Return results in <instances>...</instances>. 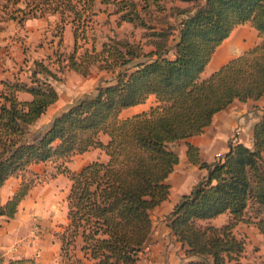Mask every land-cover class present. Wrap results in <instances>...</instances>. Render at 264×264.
Wrapping results in <instances>:
<instances>
[{
	"label": "trees",
	"instance_id": "trees-1",
	"mask_svg": "<svg viewBox=\"0 0 264 264\" xmlns=\"http://www.w3.org/2000/svg\"><path fill=\"white\" fill-rule=\"evenodd\" d=\"M112 5L118 22L144 29L84 47L93 28L96 0H6L2 19L22 23L29 17L57 13V48L65 24L73 27L68 52H57L53 69L33 59L27 78L0 80V187L12 175L21 180L0 215L12 217L34 185L29 165L52 161L70 180L67 222L59 230L61 252L69 264H138L152 231L151 209L167 199L166 177L179 161L175 143L204 131L213 115L234 100L264 94V0H204L193 8L160 0H99ZM13 2L14 6H9ZM181 15L176 23L170 19ZM160 15V16H159ZM249 21L259 41L201 77L216 47L238 24ZM3 28L0 25V30ZM56 50H54V53ZM92 66L105 71L93 92L56 113L41 130L32 126L58 99L53 81L68 68L87 75ZM19 91L30 93L21 98ZM147 109L123 116L143 103ZM252 144L230 140L228 151L214 161L200 158L186 140L187 157L207 169L166 216L167 225L188 257L183 264H264L244 262L245 240L234 227L253 223L264 235V110L253 125ZM101 148L99 158L73 170L74 154ZM255 207L262 216L246 214ZM227 212L221 225L200 223ZM78 237L79 250L75 252Z\"/></svg>",
	"mask_w": 264,
	"mask_h": 264
},
{
	"label": "crops",
	"instance_id": "crops-1",
	"mask_svg": "<svg viewBox=\"0 0 264 264\" xmlns=\"http://www.w3.org/2000/svg\"><path fill=\"white\" fill-rule=\"evenodd\" d=\"M98 2L100 3V5H102L101 7L104 13L105 11H108V6L102 4L99 0ZM95 10L97 13V9ZM109 11L112 12V10ZM95 15L99 19L104 14ZM116 15V19L118 22V14ZM58 19L59 14L53 13L41 17H29L26 18L22 23L18 22L16 19H9L7 22L5 21L7 24L4 23L3 28L0 30V80L13 79L15 75H20L22 78H27V74L30 72V68L33 65L34 58H42L45 60V62L48 61V63L49 61H52L54 59V56L52 54H42L38 52L39 56H34L32 60H30L31 62L28 61L25 56L23 57L22 63L16 64L14 61L11 62L12 57L10 56V54L12 53L10 51L13 50L17 45H19L20 41L13 44L11 43L10 37L13 36L15 31H17L21 26L27 30L26 33L29 34V37L34 34L41 35L44 30H47L48 25L52 24V26L55 27ZM12 26L15 30H8L9 27ZM259 39L260 37L258 35V31L250 24L249 21L238 24L234 27L231 33L216 47L210 60L202 71L201 77L208 76L211 72L218 69L223 63H225L232 57H235L236 55L255 45L259 41ZM64 41L68 44H72L73 46L74 36L71 23L65 24L63 30V43ZM4 43L7 44L9 55H6L4 51L2 52ZM102 43L103 41L101 42V45ZM55 48H57V43ZM15 50H17V48H15ZM25 62H28L29 64L25 65ZM54 64L57 66L56 63ZM52 68L54 69V67ZM102 75L104 74L102 73ZM105 75H107L106 72ZM53 83L56 86L55 81H53ZM18 95L21 98H29L31 96L30 93L25 91H19ZM147 99H150L149 102L145 101L143 103L129 106L131 108L128 110H124V108L121 111V114H123L124 111H128L127 114L123 115L126 116L147 109L151 104L154 103V95H149ZM246 103H251V105L255 103L256 107L254 108L258 111V113L253 115L251 112L254 111L246 107ZM263 110L264 94L256 100H234L226 108L217 111L213 115L210 124L205 127L203 132L192 135L186 140L198 147L200 158L202 160L207 162L214 161L228 151V142L230 140L240 141L247 145L252 144L253 125L259 119ZM45 113L42 114V116L36 123H39V121H43V125L46 126L51 121L52 117L56 114L55 113L54 115L50 116V118L46 119L45 121L43 119ZM186 140H180L174 145V149L179 155V161L175 164L172 172H170V174L166 177V182H168L170 185L169 196L167 199L163 200L161 203L151 209V218L152 216L156 217V213H159L160 215L162 213H166V215L164 216L166 219V216L173 209L174 205L180 200L181 196L185 193H188L192 186L197 182V180L207 173L206 168L200 167L198 164H193L188 160ZM92 148L98 149V155L93 159H107L106 153L99 147H91L90 149L86 150L85 153ZM93 159H91L90 161H92ZM90 161L83 163L78 169H80L84 164ZM40 163L30 164L29 171L32 172V170L35 169V166L39 165ZM20 180L21 175H12L0 187V200L2 202H5L6 199L10 195H12V193L17 188ZM31 188L28 193L20 200L17 210L12 217L0 215V264H69V262H67L62 256L61 239L58 234L59 230L67 222V202L66 209L64 210L65 219L60 222V224L56 223L57 216L54 210H51L52 208L50 209L48 206H42L41 204L43 203L35 198L39 196L31 195ZM222 215H226V218L221 222L222 224L229 217V214L227 212L221 213L216 217L208 219L207 221L217 218L219 219L222 217ZM153 222L154 220L152 218V223ZM167 228L168 229L166 230V233L170 232V228L168 225ZM161 235L163 234H160V236ZM168 235H171L173 240L179 243L181 247L180 242L172 233H168ZM161 241L160 243H162L164 246L163 249L167 248L168 246L163 243L165 241ZM80 244L81 238L78 237L75 248V252L78 255H81V252L79 250ZM161 258L162 260H164V257ZM187 258L188 257L185 255V260L183 262L178 261V258H176L175 261L170 258V262L164 261L160 264H183L187 260Z\"/></svg>",
	"mask_w": 264,
	"mask_h": 264
},
{
	"label": "rangeland",
	"instance_id": "rangeland-1",
	"mask_svg": "<svg viewBox=\"0 0 264 264\" xmlns=\"http://www.w3.org/2000/svg\"><path fill=\"white\" fill-rule=\"evenodd\" d=\"M167 8L170 5H177L180 7H189L193 8L195 5H200L204 2V0H160ZM1 3L5 2V0H0ZM0 3V14H4L3 9H1ZM9 6H14L13 2H9ZM98 0L95 2L94 7L97 9L96 14H104L98 19L95 15L93 28L88 32V39L84 43V47H92V43H94L96 48H100L101 42L107 40L109 38H120L125 34L133 33L136 38H141L144 29L142 27H134L131 23L128 22H117V15L109 10H112L113 6L108 5V11L103 12ZM101 7V8H100ZM160 16V15H159ZM181 15H173L170 19L173 23L177 24V21ZM9 20L2 19L0 21V25L4 26V23ZM6 21V22H5ZM14 27H9L8 30H15ZM26 29L24 27H20L17 31H15L14 35L10 37L11 43L15 44V42H19L13 50L10 52L11 62H15L16 64L22 63L23 57L25 56L28 61L32 60V58L36 55L39 56L38 52L42 54H52L56 56L57 52H68L72 49V44H68L64 41V43L56 49V43L58 40V35L55 34V27L51 25L47 26V30L43 31L41 35H31L26 33ZM5 44V43H4ZM2 48V52L4 51L6 55H9L7 44ZM54 50L56 52L54 53ZM31 62V61H30ZM48 62V61H47ZM29 64L25 62V65ZM49 64L57 68L53 61H49ZM102 73L105 75L104 71L99 70L96 66H92L91 71L87 75L80 74L72 69H62L59 70V74L61 78L59 80H55V84L57 90L59 92V99L57 102L53 103L46 113L43 116V119L50 118V116L58 113L61 109L65 108L67 105L72 103L77 98L82 95L89 94L93 92V89L98 81V79L102 76ZM150 99L146 101L149 102ZM246 107L250 108L253 115L258 113L254 107H256L255 103L251 105V103H246ZM251 105V106H250ZM258 105V104H257ZM250 106V107H249ZM129 108H125L124 110H128ZM250 110V111H251ZM128 111H124L122 115L127 114ZM43 121H39L34 126L31 127L33 131L41 130V126L43 127ZM98 149L92 148L88 152H84L81 154H74L70 161L67 163L70 168L78 169L83 163L90 161L98 155ZM33 172V173H32ZM29 172L28 175H31L35 179V184L32 186L31 195H37L39 197H35L37 200H40L43 204L42 206H48L51 210H54L57 218V222H62L65 219V209H66V195L69 191L70 180L64 173L57 172L54 162L47 161L45 163H40L35 166V169ZM198 181V180H197ZM45 195V196H44ZM263 211V209H262ZM261 211V212H262ZM255 211V207H249L246 211L247 215L250 216H262L263 214ZM156 213V212H155ZM154 213V214H155ZM166 213H156V217L152 216L154 222L152 226L151 236L148 245L141 252L140 261L138 264H160L161 262H170V258L174 261L178 258V261L185 260V253L182 247H180L179 243H177L171 235L166 233L167 221L165 219ZM162 217V220H161ZM226 218V215H222L221 218L212 219L210 221L200 220V223L210 222L215 225L221 224L223 219ZM234 230L239 237L244 238L245 240V250L242 256L244 262H264V235L258 230L257 226L253 223H245L239 222ZM160 234H163L160 236ZM165 236V237H163ZM163 242L167 248L163 249L164 246L160 241ZM161 241V242H162ZM165 246V247H166ZM164 252V253H163ZM161 257H164L162 260Z\"/></svg>",
	"mask_w": 264,
	"mask_h": 264
}]
</instances>
